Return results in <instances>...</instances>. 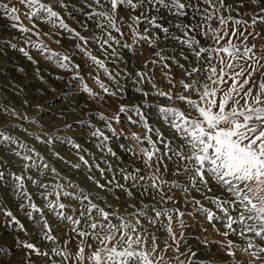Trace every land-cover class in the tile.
<instances>
[{
	"label": "snow or ice",
	"instance_id": "6c2138e0",
	"mask_svg": "<svg viewBox=\"0 0 264 264\" xmlns=\"http://www.w3.org/2000/svg\"><path fill=\"white\" fill-rule=\"evenodd\" d=\"M0 21V76L12 53L64 84H0V264H264V0H0Z\"/></svg>",
	"mask_w": 264,
	"mask_h": 264
},
{
	"label": "rangeland",
	"instance_id": "374dc122",
	"mask_svg": "<svg viewBox=\"0 0 264 264\" xmlns=\"http://www.w3.org/2000/svg\"><path fill=\"white\" fill-rule=\"evenodd\" d=\"M25 23H27V22L25 21ZM3 32H4L3 22L0 21V34H2ZM65 46H67V43ZM51 47L53 49L59 50L58 46L54 43H51ZM9 55L13 56V59L10 60L7 65L4 66L3 72L6 75L0 76V84H4L8 80L9 77H12L16 80L17 83L24 86L25 91L27 93H29V95L32 97L39 96L37 89H40V88L47 89L49 87H54L57 89V92L64 90L63 82L60 80H55L52 77H47V79H48L47 84H41V82L35 78V72L33 71V66L29 62L24 60L23 58H20L18 62L22 63L26 66L25 71L27 74L24 75V74L16 72L15 71V65L17 64V60L15 58V55L12 53H10ZM33 55H36L37 59H39L41 61V67L42 68H48L53 73L59 72V74H61V75H66L65 73L60 72V70L56 69L55 66L47 64L46 62H44L43 58L40 57L39 55H37L35 52H33ZM0 63H2V61H0ZM89 83H91V81H89ZM78 87H79L78 84L73 85L74 89H76ZM93 87H95V85H93ZM50 98H51V94H49V99ZM37 102H40V101H37ZM53 105L58 106L59 101H53ZM43 115H45V116L49 115V112L47 111V109L45 110ZM76 127L80 128L82 126L77 125ZM12 232H13V229H8L7 231H0V241L6 242V243L11 242V235L10 234Z\"/></svg>",
	"mask_w": 264,
	"mask_h": 264
}]
</instances>
